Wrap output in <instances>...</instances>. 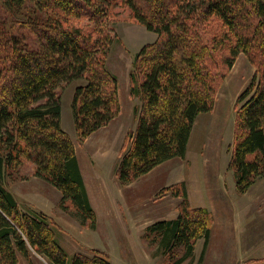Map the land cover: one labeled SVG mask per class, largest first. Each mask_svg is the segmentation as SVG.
I'll return each instance as SVG.
<instances>
[{"label": "trees", "instance_id": "trees-1", "mask_svg": "<svg viewBox=\"0 0 264 264\" xmlns=\"http://www.w3.org/2000/svg\"><path fill=\"white\" fill-rule=\"evenodd\" d=\"M7 1L30 11L20 25L4 4L7 13L0 12V264L30 260L33 250L51 264H113L100 249L69 254L57 220L24 210L7 184L29 161L62 192V208L97 226L74 140L62 126V93L77 81L71 108L80 140L119 116L120 82L108 57L123 13L156 38L137 52L130 72V96L139 103L115 169L119 182L130 184L167 160L186 158L196 119L214 109L241 53L255 72L236 101L229 168L240 193L264 177V0ZM31 34L36 45L26 39ZM167 192L182 197L178 216L149 225L144 237L155 235L171 259L183 249L168 264L194 259L202 239V261L213 213L191 204L185 181L162 187L159 195Z\"/></svg>", "mask_w": 264, "mask_h": 264}, {"label": "rangeland", "instance_id": "rangeland-1", "mask_svg": "<svg viewBox=\"0 0 264 264\" xmlns=\"http://www.w3.org/2000/svg\"><path fill=\"white\" fill-rule=\"evenodd\" d=\"M3 4L14 25L27 20L30 8L15 9L7 0H0L1 15L7 13ZM114 27L118 37L110 49L108 67L118 76L124 95L119 116L80 140L71 108L77 81L69 84L62 93V125L71 134L78 152L88 157L86 174L97 213V226L93 229L87 223L83 224L75 209L62 208V192L37 176L29 161L21 163L19 172L7 185L24 210L43 213L46 209L51 212L49 216L57 218L59 239L70 254L82 251L94 255V249H100L111 254L118 264H168L169 260L173 263L183 254V249L171 259L155 235L144 237L146 228L140 223V218L167 209L162 199L156 200L160 197L159 190L155 191L161 187L154 184L172 176L171 167H167L170 163L127 185H122L115 174L126 134L136 126L133 107L139 100L130 96V72L137 52L145 43L154 41L156 34L128 18L126 13L121 14ZM26 39L33 42L32 45L38 40L32 34ZM254 72L255 67L245 53H241L218 91L214 109L196 119L187 158L170 161L178 173L187 172L193 177L192 183L189 182L193 203H205L214 211V244H210L205 262L198 260L202 249L200 243L194 259H188L184 264H264V177L247 192L240 193L229 168L236 101ZM149 221V218L144 220L147 225ZM18 264L51 263L33 250L30 260L21 256Z\"/></svg>", "mask_w": 264, "mask_h": 264}, {"label": "crops", "instance_id": "crops-1", "mask_svg": "<svg viewBox=\"0 0 264 264\" xmlns=\"http://www.w3.org/2000/svg\"><path fill=\"white\" fill-rule=\"evenodd\" d=\"M228 79V78H227ZM226 84V83H225ZM120 98H121V110H122V108H123V104H122V100L124 99V95H123V91H122V88H121V84H120ZM136 125V124H135ZM63 126V125H62ZM195 126V125H194ZM136 127V126H135ZM63 128H64V126H63ZM65 129V128H64ZM135 129V128H134ZM66 130V129H65ZM193 130H194V128H193ZM192 133H193V131H192ZM71 135V134H70ZM191 137H192V135H191ZM191 140V139H190ZM189 143H190V141H189ZM188 147H189V144H188ZM76 152H77V156H78V159H79V162H80V166H81V170H82V173H83V176H84V179H85V183H86V186H87V190H88V194H89V197H90V200H91V203L93 204V206H94V202H93V200H92V196H91V192H90V189H89V184H88V180H87V174H86V170H87V168H88V163H86L85 161H86V158H88L86 155H84V154H82V153H80V152H78V149L76 148ZM187 155H188V150H187ZM186 158H187V156H186ZM185 158V159H186ZM175 159H177V158H173V159H170V160H167V161H165V162H163V163H161V164H159V165H157L156 167H154L151 171H153L154 169H156V168H158V167H160V166H162V165H164V164H167V163H170L167 167H171V171H172V176H170V178L169 179H162L161 180V182L159 183V184H154V185H156L158 188H162V187H164V186H168V185H170V184H173V183H177V182H180V181H185V183H186V186H187V189H188V195H189V199H190V202H191V204L193 205V206H203V207H207L211 212H213L214 213V211L211 209V207L210 206H208L207 204H205V203H199V204H195V203H193V201H192V199H191V196H190V189H189V182H191L192 183V179H193V177L191 176V174H188L187 172H183V173H178L177 172V169H176V167H175V165H173L172 164V162H170V161H175ZM181 159H183V158H181ZM184 160V159H183ZM150 171V172H151ZM150 172H148V173H150ZM147 175V174H146ZM146 175H142L141 177H143V176H146ZM141 177H139V178H141ZM153 188H155V187H153ZM158 190H160V189H157L155 192H158ZM61 195V194H60ZM158 196L160 197V198H158V199H156V200H161L162 199V201H164V203H165V205H166V207H167V209L164 211V212H159V213H157V214H153V215H149V216H147V217H145V218H140V223L142 224V227L143 228H146V227H148L149 225H151V224H153V223H155V222H157V221H159V220H169V219H174V218H176L177 216H178V213H179V211H178V209H177V206H178V204H180V202L182 201V197H177V196H172L171 195V193L170 192H167V193H165L164 195H159L158 194ZM59 202H60V200H59ZM48 215L49 214H51V212H49V211H47L46 209H43ZM213 216H214V214H213ZM56 218V217H55ZM147 218H149L150 219V224L149 225H147V222H144V220H146ZM57 219V218H56ZM147 225V226H146ZM212 235H213V232H212ZM212 235H211V239H210V242H209V245H208V248H207V250H206V252L204 253V257H203V259H202V261H204L205 262V260H206V256L208 255V252H209V247H210V244H214V242H212ZM60 240V239H59ZM202 241V242H201ZM61 242V241H60ZM199 242V243H198ZM198 242H197V244H196V248H195V252L197 251V247L199 246V244L201 243V245H202V249H201V253H202V250H203V240L202 239H200V240H198ZM61 244H62V242H61ZM200 245V246H201ZM62 246L66 249V247L62 244ZM67 250V249H66ZM68 251V250H67ZM76 252V251H75ZM74 252V253H75ZM77 252H82V251H77ZM195 252H194V256L196 255L195 254ZM69 253V252H68ZM83 253H86V252H83ZM70 254V253H69ZM73 254V253H72ZM201 255V254H200ZM110 256H111V260H112V263L113 264H118L119 262L117 261V260H114L113 259V257H112V255L110 254ZM200 258H198V260H199ZM239 259V258H238ZM237 259V261H238V263H239V260ZM184 264V263H183Z\"/></svg>", "mask_w": 264, "mask_h": 264}]
</instances>
